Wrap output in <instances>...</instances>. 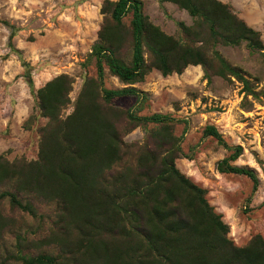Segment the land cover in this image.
<instances>
[{
    "label": "trees",
    "instance_id": "1",
    "mask_svg": "<svg viewBox=\"0 0 264 264\" xmlns=\"http://www.w3.org/2000/svg\"><path fill=\"white\" fill-rule=\"evenodd\" d=\"M172 3L198 20L196 27L178 26L187 38L200 46L186 45L166 35L142 13L138 0H106L103 14H110L113 27H102L98 46V78L88 79L71 115L61 119L70 104L72 79L60 75L38 91L39 108L49 124L42 129L39 158L27 163H9L0 157V185L12 183L14 192L0 195L12 206L36 216L31 200L23 204L18 196L33 201L56 203V231L43 245L61 246V254L23 258L26 264H264V238L253 237L244 247L228 238L229 228L214 212L207 190L193 183L176 167L183 157L182 137L173 135L176 121L169 115L139 118L159 128L152 131L155 149L142 152L134 169L116 171L125 159L119 130L124 118L136 120L133 111L111 106L120 97L136 98L137 111L144 94L135 88L108 90L103 86L106 62L112 75L126 85L143 82L153 69L166 77L182 74L189 66H207L205 37L215 44L238 46L247 42L252 51H264L261 35L218 0H159ZM132 13V61L126 65L118 54L127 32L122 19ZM207 28L208 35H207ZM126 32V34H125ZM12 40V35L10 36ZM149 53L146 62L145 51ZM103 59L105 60L103 62ZM216 75L248 81L237 68L216 54ZM33 88L30 73H27ZM227 147L215 126L203 130ZM230 150V149H229ZM243 149L220 161L217 170L249 177L256 191L258 179L251 170L231 165ZM5 223L0 218V233Z\"/></svg>",
    "mask_w": 264,
    "mask_h": 264
},
{
    "label": "rangeland",
    "instance_id": "2",
    "mask_svg": "<svg viewBox=\"0 0 264 264\" xmlns=\"http://www.w3.org/2000/svg\"><path fill=\"white\" fill-rule=\"evenodd\" d=\"M105 1L0 0V157L5 161L30 163L39 158L42 129L49 124L39 108V89L60 75L71 77L70 104L61 112V119H65L74 111L85 82L97 80L96 53L103 43L99 33L102 27L114 26L111 15L102 13ZM138 1L142 3V13L166 35L186 45H201L187 38L178 26H197V18L187 11L159 0ZM221 1L260 33L264 46V0ZM131 22L130 12L122 19L127 34L118 54L128 66L133 55ZM205 40L203 49L208 65L189 66L182 74L164 77L153 69L143 82L126 85L112 75L106 62L103 64L106 89L135 88L145 97L139 104L141 111L136 110L134 97L111 101L112 107L131 110L136 118L133 122L124 118L119 125L126 157L116 171L134 169L142 152L155 149L152 131L159 126L139 118L154 114L171 116L176 121L173 135L183 136V157L176 160L177 169L207 190L210 206L229 228L228 238L244 247L257 235L264 238V51H252L247 42L226 46L215 44L210 37ZM144 51L148 63L145 47ZM216 54L242 72L249 83L247 89L235 77L216 75ZM209 125L219 131L226 148L212 137L203 138V130ZM238 146L243 153L231 165L254 172L258 179L256 191L249 177L217 170L218 163ZM5 192H14L12 183L0 185V195ZM18 198L23 204L31 200L37 215L12 206L9 199L0 202V218L5 223L0 233V264H26L24 256L61 254V246L42 243L51 240L56 231L57 204Z\"/></svg>",
    "mask_w": 264,
    "mask_h": 264
},
{
    "label": "crops",
    "instance_id": "3",
    "mask_svg": "<svg viewBox=\"0 0 264 264\" xmlns=\"http://www.w3.org/2000/svg\"><path fill=\"white\" fill-rule=\"evenodd\" d=\"M220 1V0H219ZM222 2V1H221ZM222 3H224V2H222ZM224 4H226V3H224Z\"/></svg>",
    "mask_w": 264,
    "mask_h": 264
}]
</instances>
